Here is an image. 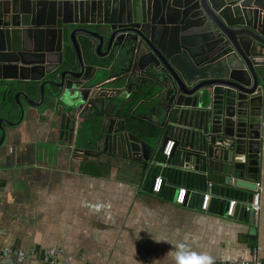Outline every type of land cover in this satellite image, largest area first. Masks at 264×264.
Returning a JSON list of instances; mask_svg holds the SVG:
<instances>
[{
    "label": "water",
    "instance_id": "obj_1",
    "mask_svg": "<svg viewBox=\"0 0 264 264\" xmlns=\"http://www.w3.org/2000/svg\"><path fill=\"white\" fill-rule=\"evenodd\" d=\"M97 70L105 76L98 83ZM0 80L10 81L4 92L18 90L21 115L20 96L32 107L46 101L59 139L80 143L88 124L143 164L154 147L126 129L120 112L149 105L161 115L159 153L175 141L156 158L164 181L212 182L223 213L227 198H252L264 123V0H0ZM2 109L0 145L14 124L13 108Z\"/></svg>",
    "mask_w": 264,
    "mask_h": 264
},
{
    "label": "crops",
    "instance_id": "obj_2",
    "mask_svg": "<svg viewBox=\"0 0 264 264\" xmlns=\"http://www.w3.org/2000/svg\"><path fill=\"white\" fill-rule=\"evenodd\" d=\"M84 55L88 59L89 51ZM103 78L97 70L94 81ZM7 83L0 80V119L7 117V103L14 124L5 125L0 145V264H46L42 258L49 248L60 251L56 264H217L249 259L255 243L264 264V123L255 225L241 205L233 216L225 215L219 195L205 211L189 195L175 203L178 179L162 182L160 193L148 190L160 171L156 158L163 137L161 115L149 105L137 108L155 125L150 134H136L154 147L151 161L143 164L88 124L80 143L59 139L46 101L32 107L20 96L21 115L18 90L4 92ZM31 97L38 100L36 93ZM5 247L22 250L24 260L3 256Z\"/></svg>",
    "mask_w": 264,
    "mask_h": 264
},
{
    "label": "built area",
    "instance_id": "obj_3",
    "mask_svg": "<svg viewBox=\"0 0 264 264\" xmlns=\"http://www.w3.org/2000/svg\"><path fill=\"white\" fill-rule=\"evenodd\" d=\"M174 143L175 141L172 138L167 140L160 153L163 158H166L171 154ZM162 168L163 165L160 166L159 173H157L153 178L151 186V191L153 193H160L162 188V182L166 181H164V176L161 173ZM168 184L170 185L171 182H169ZM255 184L256 189L253 191V195L250 202H241L235 197L227 198L225 215L233 216L235 207L241 205L246 211H249L252 214L253 223L257 225L258 213L260 211V191L262 185L259 181H257ZM214 194L217 195L213 191V185L210 181H206V183L202 187L197 186L194 183L188 181H183L181 184H177L176 193L173 199L175 203L183 204L185 202L186 196L189 195V197L192 199V203H194L199 210L205 211L209 209V202L210 200H212ZM259 251L260 245L258 243H255L251 247L249 259L235 262H220L217 264H262L261 260L259 259ZM59 252L60 251L57 248L47 249L42 258L43 262L46 264H56L57 259L60 255ZM1 254L5 257L14 256L17 261L24 260L26 256L22 250L12 249L11 247L3 248Z\"/></svg>",
    "mask_w": 264,
    "mask_h": 264
},
{
    "label": "trees",
    "instance_id": "obj_4",
    "mask_svg": "<svg viewBox=\"0 0 264 264\" xmlns=\"http://www.w3.org/2000/svg\"><path fill=\"white\" fill-rule=\"evenodd\" d=\"M66 56L70 62H76L75 54L71 49L68 50ZM132 107L133 105L131 103L126 104L120 112V117L126 122V129L139 136L152 131L155 125L152 123L150 117L137 109L133 111ZM183 155L184 151L182 149L176 150V160L181 161ZM158 158L163 159L160 153H158Z\"/></svg>",
    "mask_w": 264,
    "mask_h": 264
},
{
    "label": "flooded vegetation",
    "instance_id": "obj_5",
    "mask_svg": "<svg viewBox=\"0 0 264 264\" xmlns=\"http://www.w3.org/2000/svg\"><path fill=\"white\" fill-rule=\"evenodd\" d=\"M78 40L80 41V43H82L83 47H84V40H86V37L81 35V34H78L77 36ZM32 96V95H31ZM32 98V97H31Z\"/></svg>",
    "mask_w": 264,
    "mask_h": 264
},
{
    "label": "rangeland",
    "instance_id": "obj_6",
    "mask_svg": "<svg viewBox=\"0 0 264 264\" xmlns=\"http://www.w3.org/2000/svg\"><path fill=\"white\" fill-rule=\"evenodd\" d=\"M66 46H70V44H71V42H70V40L67 38L66 40H65V43H64ZM84 52L86 53V50H84ZM37 97H38V94H37Z\"/></svg>",
    "mask_w": 264,
    "mask_h": 264
}]
</instances>
